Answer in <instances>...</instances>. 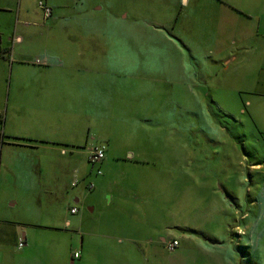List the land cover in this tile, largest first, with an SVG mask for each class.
<instances>
[{
	"label": "crops",
	"instance_id": "0c3cea01",
	"mask_svg": "<svg viewBox=\"0 0 264 264\" xmlns=\"http://www.w3.org/2000/svg\"><path fill=\"white\" fill-rule=\"evenodd\" d=\"M40 2L51 7V18L61 15L64 40L79 45V53L58 56L45 51L38 58L30 53L34 41L20 33L18 26L35 24L31 15L38 10L44 16ZM100 31L105 37H100ZM6 33L11 37L4 44ZM101 47H107L106 53ZM150 77L157 78L156 86L162 91L171 78L176 94L182 91L194 100L191 109L211 104L233 115L231 102L264 136V0H0V184L7 148H17L22 158L60 155L75 168L60 173L53 185L37 180V173L43 175L42 162L22 163L17 173L12 171L19 187L33 195L23 200V209L17 211L20 218L49 214L47 220H61L68 230L73 225L71 216L85 222L86 208L93 214L100 210L103 216L112 213L113 205L119 206L108 180L95 174L98 167L82 163V157L88 162L89 149L98 143L107 145L106 170L109 155L128 159L129 164L144 163L140 159L150 157V150L127 135L144 132L154 142L159 128L150 138L148 119L160 125L168 115L171 126L176 124L175 105L159 101L152 105L155 102L148 100ZM219 124L209 119L210 126ZM75 180L78 184L73 186ZM91 182L95 184L92 191L88 189ZM42 194L56 196L37 201ZM19 197H11V206L19 205ZM131 205L139 216L131 218L143 222L148 217L144 204ZM74 207L76 214L71 213ZM174 223L165 228L168 235L160 232L150 239L141 226L126 223L124 237L111 236L118 243L124 241V247L109 248V252L123 251L129 264H199L200 260L234 264L235 253L222 257L218 247L184 231L183 224L179 226L183 231L176 235ZM99 226L94 220L89 231L77 228L80 250L74 252H80V259L85 256L86 235L90 253L100 252V245L93 248ZM17 235L19 241H27L26 233ZM172 241L179 245L170 251L167 244ZM73 253L70 258L75 264L79 259L74 260Z\"/></svg>",
	"mask_w": 264,
	"mask_h": 264
},
{
	"label": "rangeland",
	"instance_id": "374dc122",
	"mask_svg": "<svg viewBox=\"0 0 264 264\" xmlns=\"http://www.w3.org/2000/svg\"><path fill=\"white\" fill-rule=\"evenodd\" d=\"M31 18L35 24L27 28L19 25L18 31L34 41L30 43V53L36 58L45 51L58 56L80 52L79 45H68L64 40L60 14L55 13L45 20L42 11L38 10ZM101 35L102 31L100 37H105ZM10 37L9 33L5 34L4 44ZM101 48L106 53L107 47ZM149 48L155 49L156 46L150 45ZM149 70L151 73L152 69ZM149 79L152 85L148 88V100L155 102L152 105L158 101L166 106L175 105L176 124L171 126L172 119L168 115L160 125L156 120L148 119L155 124L148 122L150 138L154 137L152 131L159 128V138L154 142L148 141L144 132L127 135L135 138L141 148L150 150L148 159H140L148 162L129 164L125 162L128 159L109 155L110 167L106 170V159L103 160L100 165L102 175L98 177L108 180L119 204L112 206L111 214L101 216L100 210L93 214L86 208L85 222L80 223L78 218H74L77 216H71L73 225L68 230L61 225V220H47L49 214L20 218L17 211L23 209V200L27 201L33 195L19 187L15 177L17 167L22 163L29 166L33 162H42L43 175L37 173V180L39 184L53 185L60 173L67 172L74 165L68 164L60 155L43 157L36 154L22 158L17 148L6 149L0 184V231H3L0 264H72L70 254L80 250L81 236L77 228L80 226L85 232L89 231L94 220L100 225V236L95 239L97 243L93 244V248L100 245V252L94 250L90 253V239L86 235L85 256L75 260V264L81 261L82 264H129L128 255L123 251L109 252V248L124 247V241L118 243L117 239L111 238L112 235L124 237L126 223L141 226L142 234L148 239L153 235L158 237L160 232L168 235L169 231L165 228L173 224L172 228L174 220L176 235L183 231L179 230L180 224H183L184 231H191L201 241L218 247L222 257L235 253L234 264H264V136L257 132L255 122L247 116L243 117L231 102L229 112L233 115H227L211 104L191 109L194 100L182 91L176 94V85L171 78L166 79L163 91L156 86L157 78ZM212 117L222 124L210 126L209 119ZM82 161L91 167L85 156ZM18 195L21 198L19 205L11 206V197ZM55 196L42 194L36 199L47 201ZM109 196L106 195L107 200ZM131 204H144L148 217H144L143 222H135L131 218L132 215L139 217ZM52 214L55 216L56 211ZM52 227L59 230L50 229ZM20 231L28 236L22 248L18 247L17 232ZM91 256L93 260H90ZM207 263L215 264L213 260ZM199 264H204V261L200 260Z\"/></svg>",
	"mask_w": 264,
	"mask_h": 264
},
{
	"label": "built area",
	"instance_id": "2783aa9c",
	"mask_svg": "<svg viewBox=\"0 0 264 264\" xmlns=\"http://www.w3.org/2000/svg\"><path fill=\"white\" fill-rule=\"evenodd\" d=\"M40 7L42 8L44 12V18L49 19L52 16V9L49 6H46L43 2H40ZM106 151H107V146L105 144H97L92 146V148L89 149V154H88V162L92 167H98L95 171V174L97 176L102 175V170L100 168L101 163L106 157ZM78 184V181L75 180L73 182V186H76ZM95 188V184L93 182L88 184V189L92 191ZM72 214L78 213V209L76 207L71 209ZM24 241L20 240L18 247L22 248L24 246ZM179 245L178 241H172L167 244V248L170 251H173L176 249V247ZM81 254L79 251H76L73 253V259H80Z\"/></svg>",
	"mask_w": 264,
	"mask_h": 264
},
{
	"label": "trees",
	"instance_id": "16d2710c",
	"mask_svg": "<svg viewBox=\"0 0 264 264\" xmlns=\"http://www.w3.org/2000/svg\"><path fill=\"white\" fill-rule=\"evenodd\" d=\"M4 142H5V138H4V140L2 139L1 143L4 144ZM101 144H103V143H101ZM105 145H106V144H105ZM106 146H107V145H106Z\"/></svg>",
	"mask_w": 264,
	"mask_h": 264
}]
</instances>
